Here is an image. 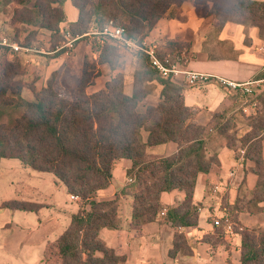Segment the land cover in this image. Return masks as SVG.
<instances>
[{"label": "trees", "instance_id": "trees-1", "mask_svg": "<svg viewBox=\"0 0 264 264\" xmlns=\"http://www.w3.org/2000/svg\"><path fill=\"white\" fill-rule=\"evenodd\" d=\"M67 1L78 10L77 20L68 24L71 37H88L93 25L101 30L111 23L123 27L126 38L142 40L160 19L173 18L186 0H4L0 7L4 3L12 5L11 22L15 26L49 31L54 48L56 40L64 42L61 24L67 22L63 8ZM195 5L209 8L207 17L212 18L217 34L232 22L247 29L256 27L264 41V0H195ZM18 34L15 31L14 40H18ZM99 38L101 44L93 46L97 54L94 62L107 65L111 78L104 89L94 93L87 89L100 74L89 73L88 64H83L81 73L75 72V91L61 87L54 74L46 87H28L33 100H22L25 85L15 82V77L25 74L19 72L18 60L4 58L0 62V117L10 107H22L18 116L13 113L5 123L0 122V160L17 159L34 171L53 174L70 195L83 203L72 215L68 228L46 245L44 264L125 263L126 257L100 238L103 228L122 227L117 201L96 200L97 192L111 184L117 160L131 161L127 176L133 179L129 187L133 193L132 224L147 226L159 221L163 210L161 194L180 190L184 200L164 216L177 229L198 225V206L193 203L197 176L208 173L218 163L216 157H207L206 128L195 122L196 110L185 105L183 86L171 78H161L147 55L138 52L134 55L132 92L126 94L119 47L110 38ZM187 47L168 42L159 56L176 61ZM234 53L231 57L211 55L209 59H235ZM155 81L162 88L157 103L151 104L147 98ZM260 101L261 110L250 119L251 130L240 138L258 180L248 196L239 197L233 207H227L235 222L236 211H263L259 204L264 202V94ZM221 117L212 116L213 120ZM232 126L228 120L220 132ZM236 136L235 132L228 134L230 147L235 146ZM168 142L177 144L173 155L152 157L147 153V147ZM41 207L29 201L10 200L3 202L0 210L37 212ZM242 229L237 231L241 237V264H264V228ZM223 233V227H216L214 234L203 241L215 247L222 242ZM182 250L187 252L188 245L183 233L177 232L168 255L174 258Z\"/></svg>", "mask_w": 264, "mask_h": 264}, {"label": "crops", "instance_id": "crops-1", "mask_svg": "<svg viewBox=\"0 0 264 264\" xmlns=\"http://www.w3.org/2000/svg\"><path fill=\"white\" fill-rule=\"evenodd\" d=\"M64 5L66 23L76 21L78 10L70 1ZM199 8L201 7L195 5V0H186L173 18L159 20L149 32L147 39L158 42L160 51L165 49L168 42L187 45L188 47L180 55L182 62L179 65L183 70L207 73L234 81L264 78L261 77L264 71V41L259 37L258 29L256 27L247 29L232 22L226 23L217 34V40L229 42L237 57L235 59H209L201 45L202 34L208 26L215 28V25L212 18L207 17V10L203 12ZM29 56L39 55H25V57ZM93 57L96 59L97 54L94 53ZM50 58L52 67L56 57ZM102 66L109 70L107 79L104 83L98 82L101 78L100 74L93 85L88 87V93L104 89L105 84L110 80L109 67ZM29 67L33 68L34 64H30ZM125 78L124 92L130 95L132 72ZM174 80L183 86L185 105L196 110L195 122L206 128L207 157H216L218 160V163L214 164L208 173H200L197 176L193 203L198 206V225L177 229L164 219L168 210L175 208L185 198L184 192L173 190L161 194L164 215H161L159 221L147 226H134L131 218L133 193L129 188V177L127 176L131 161L120 159L113 165L111 184L97 192L96 200L117 201L122 227L120 229L103 228L100 231V238L116 253L126 257L124 264H241L239 233L235 232L231 236L223 233L222 242L215 247L203 241V238L214 234L216 229L213 225L214 218L222 215L225 212L223 210L233 217L227 207H233L239 197H244L246 194L248 196L257 184L258 177L252 172L253 163L246 156V147L242 146L240 138L251 130L250 126L242 123V120L256 117L260 110L255 112L252 107L244 105L245 96L239 93L229 95L216 83L208 82L192 86L186 82L182 74L176 76ZM46 85L47 80L45 83L36 82L34 84L37 89L46 87ZM161 88L162 86L157 81L152 83V92L147 98L149 103H157ZM23 93L26 96L23 97L25 100H33L28 87L23 88ZM260 104L261 101L258 100V105ZM213 115L223 117L213 120ZM228 120H232L236 125L221 133L220 128ZM233 132L236 133L237 139L235 146L230 147L228 134ZM147 137V133L144 132V140H147ZM241 148L245 150L244 159L240 154ZM176 152L177 144L174 142L147 147V153L152 157H167ZM262 158L264 160V147ZM11 170H21L35 183L21 192L13 186V181H11L10 186L15 189L14 195L7 196V187L2 190L1 179L4 171L8 178L6 173H11ZM216 184L223 185V190L219 194L220 205L212 193V187ZM10 200L29 201L42 207L37 212L0 210V264H44L46 245L55 241L68 228L72 215L81 208L80 199L70 195L53 174L34 171L17 159H1L0 206L3 202ZM259 206L263 208V211L258 213L236 211L234 215H236L237 224L241 228H264V202ZM177 232L183 233L189 250L179 251L174 258H171L168 253L172 249L174 235Z\"/></svg>", "mask_w": 264, "mask_h": 264}, {"label": "rangeland", "instance_id": "rangeland-1", "mask_svg": "<svg viewBox=\"0 0 264 264\" xmlns=\"http://www.w3.org/2000/svg\"><path fill=\"white\" fill-rule=\"evenodd\" d=\"M0 1L4 2V0H0ZM199 10L203 12H205L206 10L208 11L207 8H202V7L199 8ZM13 12H14L13 7L10 4L4 3V5L0 7V37H8L14 40L15 31H18L19 32L18 40H14V41H16L19 45L33 46L38 49L44 47L46 51L50 50L51 48L54 49L56 46H61L65 42H69L73 38L71 37V35H69V33H67L68 24L63 23L61 24V28H62L61 36H63L64 42L63 41L58 42V40H56V45L53 48L54 40L52 39V36L49 33V31L48 32L46 30L41 31L35 27H27V26L21 27L19 25L15 26L11 22L13 17ZM207 20L209 21L210 19ZM202 38L203 39L201 41V45L204 47L206 46L205 53L208 56L223 55L226 57H231L235 55L234 51L232 50L233 47L229 42H221L217 40V32L214 26H208L207 29L203 32ZM98 44H101V38H99V36L97 35L94 36L90 34L88 37L77 39L76 41H71V46H67L63 50H60L54 53L53 55H42L36 53L37 55L43 57H39V56L25 57V55L20 53H16L13 54L12 56H8L6 55L7 53L0 51V62H2L4 58H7V60L11 62H13L14 60H18L20 64L19 72L24 73L25 75L20 74L19 76L15 77V82H18L20 85L21 83H23L25 87L34 85L36 82L38 84L41 82L45 83L46 80L48 82L51 78L54 79V74H57L59 81L58 83H60L61 87L65 86L68 91H73V90L75 91L78 86L77 80L74 77L75 72L80 74L83 69V64H88L89 73L95 74L96 71H98L99 74H101V78L98 79V82L104 83L105 80L107 79V76L109 75L108 68L103 67L102 65H96L94 62L93 46H97ZM126 52L127 51L121 50V48L119 47L120 68L123 69L124 74L127 76V75H131L133 65L135 62L134 55H136L138 52L129 51L130 52L129 54H127ZM52 56L56 57V60L54 61L51 67L50 57ZM180 62H182V59ZM32 63L34 64V67L30 68L29 66L30 64L32 65ZM263 73L264 71L262 72V74ZM263 94L264 92L261 93L260 95L262 96ZM20 95H21L20 97L21 99L23 97H26L25 94L23 93V90L21 91ZM258 100L260 102V97H258ZM257 108L260 109H256V110H261V104L258 105ZM21 111H22L21 106L20 107L17 106L16 109L13 107L8 108L7 110L4 111L2 117H0V122L5 123L10 114L14 113L15 116H18L21 113ZM250 119L251 118L245 120L243 119L242 123H244L246 126H250L249 125ZM231 123H233L232 120ZM10 172L11 173H6V175H8L7 178L5 176V171H4L3 177L1 179V188L3 190L4 188L7 187L6 190L7 196L12 194L14 195L15 189L10 186L11 181H13V186L21 192L27 190L29 186L35 183L33 179L26 177L21 170H11ZM81 204H83L82 201ZM234 217H230L231 221L234 223V230L236 232L237 231L242 232L243 229H241L240 228L241 226L237 224V222H235ZM218 228H221V226H219ZM245 228L251 229V227H245Z\"/></svg>", "mask_w": 264, "mask_h": 264}, {"label": "built area", "instance_id": "built-area-1", "mask_svg": "<svg viewBox=\"0 0 264 264\" xmlns=\"http://www.w3.org/2000/svg\"><path fill=\"white\" fill-rule=\"evenodd\" d=\"M124 28L123 27H115L111 23L105 26L103 29L99 30L96 25L91 27L90 33L92 35H99L106 38H110L113 43L121 48L124 51L130 52H142L150 60L153 68L158 72L159 76L163 79H175L176 76L182 74L186 78V82L192 86H198L201 84H205L208 82L216 83L221 89H223L229 95L242 94L245 96L244 105H248L253 108L256 112L258 107V97L261 93L264 92V78L248 80V81H234L231 79L223 78L220 76H212L207 73L196 72L191 70H183L180 68V61H171L170 59H162L159 56L160 45L156 41H151L147 39V36L142 40H134L131 38H126L124 36ZM69 33V31H67ZM70 35V33H69ZM79 38V37H78ZM78 38H72L69 42H65L61 46H56L54 49H50L46 51L43 48H35L33 46H21L16 41L12 40L8 37H0V50L1 52L7 53L8 56H12L13 54L20 53L23 55L28 54H54L61 49L71 46V41H75ZM240 154L245 155L244 148L240 149ZM232 176V174H231ZM133 181L132 178H128V182L131 183ZM223 190V185L216 184L212 187V193L215 196V200L220 205L221 198L220 193ZM75 197V196H74ZM78 198V197H76ZM79 199V198H78ZM222 215L216 216L213 220V225L215 227H223L224 234L227 236H231L236 231L234 230V223L230 219V215L226 210H223ZM161 215H164V212H161ZM241 228V227H240ZM242 229V228H241Z\"/></svg>", "mask_w": 264, "mask_h": 264}]
</instances>
